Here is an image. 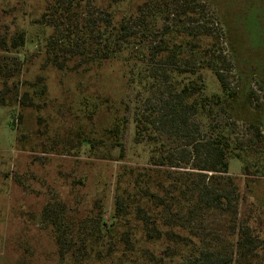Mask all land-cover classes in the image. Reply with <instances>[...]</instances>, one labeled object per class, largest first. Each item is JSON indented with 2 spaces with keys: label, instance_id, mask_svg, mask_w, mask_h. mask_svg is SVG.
I'll return each instance as SVG.
<instances>
[{
  "label": "trees",
  "instance_id": "obj_1",
  "mask_svg": "<svg viewBox=\"0 0 264 264\" xmlns=\"http://www.w3.org/2000/svg\"><path fill=\"white\" fill-rule=\"evenodd\" d=\"M45 1V10L33 22L34 35L25 28L0 26V108L19 104L40 110L24 84L41 100L48 89L44 80L22 81L20 55L28 44L44 49L49 63L61 71L120 63L127 78L124 113L114 108L102 135H81L79 140L90 158L121 162L127 158L124 138L132 124L133 147L146 154L144 166L119 167L111 225L96 223L94 234L81 227L79 236L90 237L82 244L84 249L89 244L88 259L264 264L261 235L249 219L233 231L237 259L233 251L205 245L197 227L204 230L214 213L236 214L241 191L230 176L231 160L243 163L244 175L264 179V147H259L264 144V121H249L236 111L237 91L225 75L230 65L218 55L220 37L208 27L210 6L203 0H148L134 8L130 0ZM207 72L219 92L209 94ZM246 89L240 95L245 97ZM255 98L251 91L249 103ZM53 205L43 216L54 226L62 254L75 240L68 237ZM105 231L117 251L104 252L101 241L96 243Z\"/></svg>",
  "mask_w": 264,
  "mask_h": 264
},
{
  "label": "rangeland",
  "instance_id": "obj_2",
  "mask_svg": "<svg viewBox=\"0 0 264 264\" xmlns=\"http://www.w3.org/2000/svg\"><path fill=\"white\" fill-rule=\"evenodd\" d=\"M146 1L130 0L129 7ZM203 1L210 6L208 27L220 37L218 55L230 65L225 75L237 91L236 111L249 121L259 117L263 122L264 0ZM45 2L0 0V26L25 28L34 35L33 22L45 10ZM20 59L22 81L38 82L40 77L48 89L39 100L24 84L40 110L20 108L19 104L14 109L0 108V264H115L107 260L103 263L99 257L89 260V244L87 249L82 244L84 240L87 244L90 237L79 234L84 232V225L93 234L97 232L96 223L111 225L119 167L144 166L146 154L133 147L132 124L124 138L127 158L121 162L90 158L79 137H99L111 125L114 108L124 113L121 102L127 94L125 70L120 63L106 62L100 68L61 71L49 63L44 49L36 44H28ZM241 73L248 78L247 89ZM206 77L209 94L219 92L213 75L207 72ZM245 89L244 97L240 93ZM251 91L256 93L253 104L248 101ZM93 104H98L94 106L98 110H93ZM230 163V176L241 191L236 214L214 213L204 230L197 227L205 236V245L225 253L233 251L237 259L233 231L247 219L260 232V246L264 249V179L244 175L241 161ZM49 204L56 205L62 225L71 235L68 237L75 240L62 254L54 226L43 216ZM105 233L96 243L101 241L104 252L117 251L110 245L112 237Z\"/></svg>",
  "mask_w": 264,
  "mask_h": 264
}]
</instances>
